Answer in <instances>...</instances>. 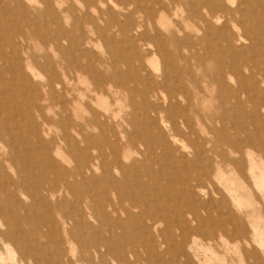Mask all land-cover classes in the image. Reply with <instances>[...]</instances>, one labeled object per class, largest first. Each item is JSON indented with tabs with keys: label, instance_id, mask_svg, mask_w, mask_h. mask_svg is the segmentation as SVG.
<instances>
[{
	"label": "rangeland",
	"instance_id": "rangeland-1",
	"mask_svg": "<svg viewBox=\"0 0 264 264\" xmlns=\"http://www.w3.org/2000/svg\"><path fill=\"white\" fill-rule=\"evenodd\" d=\"M15 1L0 21V264H264L261 60L226 52L227 86L171 112L187 146L170 137L172 154L140 124L155 70L132 77L150 44L161 69L179 65L173 41L196 56L191 0Z\"/></svg>",
	"mask_w": 264,
	"mask_h": 264
},
{
	"label": "bare ground",
	"instance_id": "bare-ground-1",
	"mask_svg": "<svg viewBox=\"0 0 264 264\" xmlns=\"http://www.w3.org/2000/svg\"><path fill=\"white\" fill-rule=\"evenodd\" d=\"M181 1H178L177 4L179 5L177 6L186 7L184 6L185 0ZM259 1L260 0H191L188 5V11L191 13L189 14V19L198 31L203 32L202 35L196 37V56L192 59V57L190 58L188 55L183 54L180 49L183 47L181 46L182 44L173 41V45H177L179 48L174 55L175 57L170 55L169 52V63H172L179 58V65L176 69L172 70L167 69V67L161 69L158 66V62L159 57H164V53L159 45L154 49L150 44V50L148 53L151 57L145 64L142 63L134 68L135 72L133 73V77H131L137 82L139 80L142 82L141 72L142 70L147 71V67L155 70V73L159 78L158 81L155 80V83L148 87L145 94H142L143 100L147 101L142 107L146 110L145 117L147 119H140V124H154L155 128H153V132L157 133L159 131L158 133L163 137V141L159 143L158 147H161L164 152L168 151L169 153L174 154L173 152L175 149L179 150V148L175 147L174 143L169 142L170 137H173L176 140V143L181 142L182 145L180 146L183 150L187 148V146H184L183 141L178 138L180 129L185 124V120H182V123L180 124L170 116V114H172L171 112H173L174 109L183 108L186 99L189 100L188 105L195 106L196 101L198 100L197 95L204 92L201 85H206V83L216 85L215 80L219 78L218 84L222 87L227 86V82H225L224 79L226 75H229L231 65L223 57L228 50H231L232 52H245L246 61L259 58L261 60L260 72H264V12L263 15L260 14ZM15 2V0H0L1 22L3 21V14L6 15L7 9H14ZM262 2H264V0H262ZM2 8H5L6 10H3ZM151 16L154 17L155 13L152 12ZM117 26L121 30H125L127 24L119 25L117 23ZM229 26H232L234 30L238 31L237 37L239 42L249 40L250 44L244 45L240 49L234 48L233 39L236 37L232 31H227ZM147 34L148 33L145 32V35ZM250 34H252V36H249ZM209 38L211 39V45L208 47L209 50L203 51L202 43L205 40L209 41ZM212 43L214 44L212 45ZM160 44L161 47H163L164 45H167V41L163 39V42ZM135 56L139 61H142L144 57L140 51H137ZM219 60L221 61V66L219 65L217 67V62ZM214 63L216 64V67L214 66ZM208 64L210 65V68H207ZM107 79H109V77H107ZM107 79L106 82H111V80ZM261 82L264 83V78ZM159 93L162 95V104L157 101ZM192 95L195 96V100L191 98ZM184 97H186L185 100ZM191 101H194V104L190 103ZM138 110L139 108L137 105L133 106V111L131 112L133 117L137 116ZM166 113L168 114V118L164 116ZM132 119L133 118H131V120ZM210 130L211 132L221 133L224 131V128L218 129L213 126ZM132 143H134V141L130 142V144ZM231 143L232 145L234 144L233 141H231ZM179 157L180 159L178 158V162L180 164L182 163L184 167H187L188 164L185 158L188 157V155L182 153ZM194 158L196 159V156H194ZM187 168H190V165H188Z\"/></svg>",
	"mask_w": 264,
	"mask_h": 264
}]
</instances>
